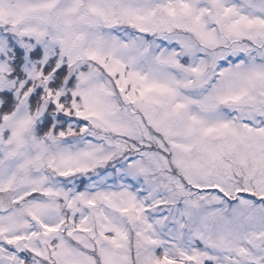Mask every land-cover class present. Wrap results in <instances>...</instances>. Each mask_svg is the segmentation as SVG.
Here are the masks:
<instances>
[{"label":"snow or ice","instance_id":"obj_1","mask_svg":"<svg viewBox=\"0 0 264 264\" xmlns=\"http://www.w3.org/2000/svg\"><path fill=\"white\" fill-rule=\"evenodd\" d=\"M0 264H264V0H0Z\"/></svg>","mask_w":264,"mask_h":264}]
</instances>
